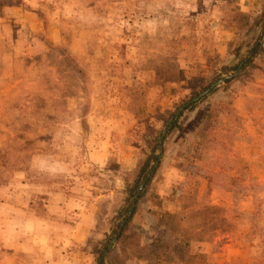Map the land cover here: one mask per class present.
<instances>
[{"label":"rangeland","instance_id":"374dc122","mask_svg":"<svg viewBox=\"0 0 264 264\" xmlns=\"http://www.w3.org/2000/svg\"><path fill=\"white\" fill-rule=\"evenodd\" d=\"M257 38L264 0H0V264H26L55 192L93 264H264Z\"/></svg>","mask_w":264,"mask_h":264},{"label":"crops","instance_id":"0c3cea01","mask_svg":"<svg viewBox=\"0 0 264 264\" xmlns=\"http://www.w3.org/2000/svg\"><path fill=\"white\" fill-rule=\"evenodd\" d=\"M52 195L55 199L50 201L48 213L57 215L49 219L45 216H29L27 223L30 230H26L27 239H19L17 242L20 250V246L25 248L24 261L26 264H93L92 254L87 252L83 254L82 252V225L78 222L63 223L58 221V215L68 214L69 216V213L63 209L65 204L72 207L70 210L67 208L68 211L74 209L76 207L75 200L69 198L67 203H63V200L59 198L60 193L55 192ZM218 201L219 203L222 202L221 199H218ZM65 245H72L71 251L66 252Z\"/></svg>","mask_w":264,"mask_h":264},{"label":"trees","instance_id":"16d2710c","mask_svg":"<svg viewBox=\"0 0 264 264\" xmlns=\"http://www.w3.org/2000/svg\"><path fill=\"white\" fill-rule=\"evenodd\" d=\"M262 53H264V47L262 46V41L259 39V38H257L256 39V41L252 44V46L249 48V50H248V54H250V56L246 59V61H245V63H244V66H243V69H242V72L239 74V76L240 77H244V74H246V72H247V69L248 68H250V67H254V63H255V61H254V59H255V57L256 56H258V55H261ZM238 67V66H237ZM236 67V68H237ZM226 69L228 70V68L226 67ZM172 116L171 117H174V115H175V112H172V114H171ZM176 125V124H175ZM154 159L155 160H157L158 159V156L157 155H155L154 156ZM149 164H147V166H148ZM147 166L145 167V168H147ZM152 168H154V166H152L151 167V169ZM150 169V170H151ZM141 172H143V170L141 171ZM145 177V176H144ZM143 179V178H142ZM149 181H150V179L147 181V183L145 184V186L149 183ZM141 183H143V180L142 181H140V184ZM139 189V186H138V188H137V190ZM142 195V192H140L139 193V197ZM189 206H191V205H189V204H185L184 205V209H187V208H189ZM200 210H196V212H194V213H196V214H194L193 216H196L195 218H193V219H190L189 218V227L188 228H186V229H177V235H179V233L183 236V238L179 235V237H181V239L184 241V239H185V243L186 244H190L191 242H192V239L194 238V235L196 234V233H200V234H202V233H204V232H207V231H209V227L212 225H209L211 222H209L208 221V223L206 222V221H204L205 220V218H204V216L202 215V214H204V212H205V210L206 209H212V210H214V209H218V207L217 206H213L212 204H208L207 206H205L204 204L201 206V208H199ZM240 215H243V214H241V213H239ZM132 215H133V213L130 215V216H128V215H125V217H124V219H123V221H122V226L120 227V230H119V232H116V233H118V235L119 236H121L122 235V233L126 230V227H127V225H128V223L130 222V220L132 219ZM198 215V216H197ZM201 215V216H200ZM202 219H204V220H202ZM219 220V219H218ZM227 220V218L225 217V218H223L222 217V220L221 221H223V222H225ZM200 221V222H199ZM228 221V220H227ZM226 226H229L227 223H226ZM184 236H186V237H184ZM180 239V238H179ZM106 251H109L108 250V246H106L105 248H104V250L102 249V250H100L99 251V256L97 257V260H96V263L95 264H106V262H105V258H106ZM182 261H187V262H189V260L187 259L186 260V258L185 257H182V259H181Z\"/></svg>","mask_w":264,"mask_h":264},{"label":"water","instance_id":"95a60500","mask_svg":"<svg viewBox=\"0 0 264 264\" xmlns=\"http://www.w3.org/2000/svg\"><path fill=\"white\" fill-rule=\"evenodd\" d=\"M242 66H243V64H240L239 69H238V72L241 70V67H242ZM228 77H229V76H224L220 81H218L216 84H213V85H212L211 87H209L205 92H203L202 94H200L198 97L194 98L190 103L197 101L198 99H200V97H202L203 95L209 93V92L211 91L212 88H214V87H215L216 85H218L220 82L225 81ZM180 114H181L180 112H178V113L176 114V118H175L176 120L178 119V117L180 116ZM164 136H165V133H164L163 136H162V140L164 139ZM161 151H162V147L159 148V157H161ZM142 188H143V186H141L140 189H142ZM136 198H138V195L136 196ZM135 205H136V202L133 203V205H132V207H131V209H130V212H129V216L133 213L134 208H135Z\"/></svg>","mask_w":264,"mask_h":264}]
</instances>
